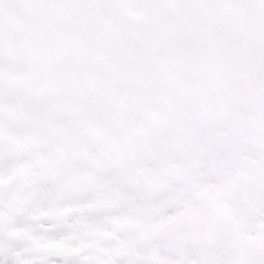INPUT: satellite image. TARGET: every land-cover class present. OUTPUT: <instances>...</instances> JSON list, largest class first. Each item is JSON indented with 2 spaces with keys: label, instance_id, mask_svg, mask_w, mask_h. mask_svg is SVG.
Instances as JSON below:
<instances>
[{
  "label": "snow or ice",
  "instance_id": "snow-or-ice-1",
  "mask_svg": "<svg viewBox=\"0 0 264 264\" xmlns=\"http://www.w3.org/2000/svg\"><path fill=\"white\" fill-rule=\"evenodd\" d=\"M0 264H264V0H0Z\"/></svg>",
  "mask_w": 264,
  "mask_h": 264
}]
</instances>
